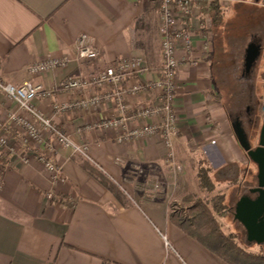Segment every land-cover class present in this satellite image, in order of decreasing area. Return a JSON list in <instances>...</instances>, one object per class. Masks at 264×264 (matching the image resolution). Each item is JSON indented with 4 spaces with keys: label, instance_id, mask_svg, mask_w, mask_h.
<instances>
[{
    "label": "crops",
    "instance_id": "0c3cea01",
    "mask_svg": "<svg viewBox=\"0 0 264 264\" xmlns=\"http://www.w3.org/2000/svg\"><path fill=\"white\" fill-rule=\"evenodd\" d=\"M194 1V14L179 23L193 33V49L190 53L181 45L177 49L181 65L176 78L174 147L182 170L171 166L170 151L160 134L119 142L121 129L93 128L102 118L116 114L114 101L53 116L55 104L73 101L84 93L57 90L50 98H36L34 106L53 116V123L74 144L87 145L89 156L61 146L45 132L41 151L61 165L65 178L55 182L35 153L24 147L20 131L12 128L8 132L16 150L9 154L0 149V264H229L171 221L170 204L189 193L201 194L197 176L201 161L228 176L224 183L236 176L241 184L252 174L228 113V96L235 89L228 90L225 83L229 68L216 38L233 17L228 16V9L234 15L248 14L260 26L243 49L235 79L239 82L236 86L244 82L251 87V99L263 95L260 60L249 78L244 71L248 45L257 39L264 47V3ZM161 4L162 0H0V78L17 86L31 81L54 89L68 75L89 76L118 59L138 56L145 70L125 84L155 81L163 63ZM83 33L92 37L99 49L97 59H77L76 41ZM51 56L67 57L70 62L64 69L42 75L28 72L31 63ZM257 79L259 85L255 86ZM155 96L149 91L129 96L127 102L132 108L151 106ZM16 108L0 90V121ZM156 120L153 117L145 122ZM138 124L131 120L129 127ZM84 159L126 192V205L81 166ZM158 180L160 187L155 188ZM124 186L136 188V192L128 193Z\"/></svg>",
    "mask_w": 264,
    "mask_h": 264
},
{
    "label": "built area",
    "instance_id": "2783aa9c",
    "mask_svg": "<svg viewBox=\"0 0 264 264\" xmlns=\"http://www.w3.org/2000/svg\"><path fill=\"white\" fill-rule=\"evenodd\" d=\"M194 0H162L160 9L159 30L161 35L162 69L160 76L155 81H137L127 86L129 78L140 75L144 70L143 60L134 56L121 58L115 63L94 72L89 76L68 75L62 79L56 88L51 89L42 83L26 81L22 85H14L0 78V90L16 104L17 108L7 114L0 121V149L13 154L16 148L10 144L8 132L16 128L21 133L22 144L26 149L35 153L46 170L51 173L52 180L64 182L62 167L43 154L41 147L45 142V132L51 134L63 147H73L74 152L88 157L87 145H76L68 134L53 123V116L57 112L66 110H85L97 107L107 101L116 103L115 115L105 117L93 125V128L121 129L119 142L131 138H145L160 134L169 149V161L171 166L181 171L182 167L175 160L174 139L177 136L178 111L176 98L179 86L176 82L181 60L177 56L179 45L187 52L193 49V33L183 27H179L180 19L194 14ZM99 49L94 44L92 37L81 34L76 41L77 59H97ZM70 59L67 57L51 56L35 61L28 66V72L33 75H42L68 66ZM79 91L83 96L66 103L54 105L53 116H47L43 111L34 106V100L38 97L50 98L55 91ZM155 92V103L151 106L132 108L127 102L129 96ZM155 117L153 123L145 122ZM131 120L139 121L135 128H130ZM49 150H52L49 148ZM160 183L155 185L159 188ZM52 197V194L49 195ZM163 239L167 247L170 242L166 234Z\"/></svg>",
    "mask_w": 264,
    "mask_h": 264
},
{
    "label": "trees",
    "instance_id": "16d2710c",
    "mask_svg": "<svg viewBox=\"0 0 264 264\" xmlns=\"http://www.w3.org/2000/svg\"><path fill=\"white\" fill-rule=\"evenodd\" d=\"M215 8L218 10L217 15L220 19L219 6L215 5ZM231 68H233L231 70L236 78L240 69V61L234 62L233 60ZM231 70H228L226 75L232 76ZM238 86L239 90L228 96L229 115L234 118L242 112L245 113L247 105H257L256 121H258L260 108L264 107V95L257 98L253 96L251 99V95L248 94L252 91L251 87H248L244 82ZM244 86L245 88H243ZM241 117L244 119V116ZM245 126L252 132L256 130V126L250 127L246 125V122ZM81 166L113 192L122 204H127L126 192L108 174L85 159L81 161ZM222 173L221 171L215 172L204 161H201L197 170L201 195L194 193L184 195L180 201L185 205L179 209L175 207L178 206L177 202L179 201H173L170 204L169 217L187 235L203 244L229 264H264V249L259 252L248 250L238 243L236 234L226 232L224 229L221 216L224 217L227 208L226 192L216 191L217 181H219L217 177L223 176ZM225 177L228 178V176ZM229 179L231 181H226V183L237 182L236 176H231Z\"/></svg>",
    "mask_w": 264,
    "mask_h": 264
},
{
    "label": "rangeland",
    "instance_id": "374dc122",
    "mask_svg": "<svg viewBox=\"0 0 264 264\" xmlns=\"http://www.w3.org/2000/svg\"><path fill=\"white\" fill-rule=\"evenodd\" d=\"M228 9L229 15L228 16H233L232 19H228L229 22H227L225 24V27L223 28L222 26V32L220 30V32L217 34V38L216 41H218L219 43H221V46L223 48V53H225V57H226V63L225 66L229 68V70L233 69L231 68L232 66V61L234 60V62L236 61H241L242 60V56L241 54H243V49L245 48V45L249 42V39L252 37V35L256 34L257 32L260 31V26H257L254 19H250L249 15H234L232 14V11ZM250 15L256 17V13L249 11L248 12ZM252 21V22H251ZM228 55V57H227ZM262 58H260V64H259V71L261 73L262 68H264V54L261 55ZM231 64V66H229L228 64ZM231 75L233 76H229L228 78H226V85L228 90L229 89H235V92H237L239 90L238 86H236L238 82V80L235 79L234 74L232 73L231 70ZM247 78L250 77V74L246 76ZM254 81V80H253ZM259 85V80H255V86ZM245 88V86L243 87ZM263 88V89H262ZM261 88L260 92H263L264 95V84L263 87ZM223 94L226 97V92L223 91ZM264 100V99H263ZM264 105V103H263ZM247 106H251L252 105H247ZM246 106V107H247ZM245 107V109H246ZM243 113V112H242ZM243 115H246V113H243ZM263 118H264V107L260 108V116L259 119L257 121V126H256V130L255 131H249V135H250V140L252 145H256L258 144V134H259V130L260 127L262 126V122H263ZM247 117H244V123L246 122ZM246 161H247V165H250L251 170L250 173L252 172L251 175L244 177L243 182H245L246 180L248 182V184H252L253 183V179L255 174L257 173V165L248 157V155L246 156ZM245 168V167H244ZM220 182H217V188L216 191H223L226 192V212H224V217L221 216V220L223 221V226L226 232L229 233H234L236 234L237 237V241L240 245H242L244 248L248 249V250H252L255 252H259L261 250L264 249V244L260 245L256 242H249L248 238H247V232L246 229L244 228L243 224L240 223V221H238L235 218V204L236 201L239 199L241 192L238 189V183H232V182H228V183H224L225 182V176H220L217 177ZM239 178V177H238ZM242 180V179H240ZM157 183H161L160 180L156 181L153 185L155 186ZM222 184V186L220 185ZM125 190H130L128 193H135L136 192V188H130L124 186ZM127 188V189H126ZM201 195V194H200ZM181 198L178 200L179 202H177L178 206L177 209H179V207L185 205L183 203H181ZM173 202V201H172Z\"/></svg>",
    "mask_w": 264,
    "mask_h": 264
},
{
    "label": "water",
    "instance_id": "95a60500",
    "mask_svg": "<svg viewBox=\"0 0 264 264\" xmlns=\"http://www.w3.org/2000/svg\"><path fill=\"white\" fill-rule=\"evenodd\" d=\"M261 55V45L252 42L248 45L244 74L250 73ZM232 128L242 149L258 167V186L252 189L257 196H242L236 204L235 218L247 232L249 242L264 244V118L261 126L259 144L253 147L240 119L232 121Z\"/></svg>",
    "mask_w": 264,
    "mask_h": 264
},
{
    "label": "flooded vegetation",
    "instance_id": "af4514ba",
    "mask_svg": "<svg viewBox=\"0 0 264 264\" xmlns=\"http://www.w3.org/2000/svg\"><path fill=\"white\" fill-rule=\"evenodd\" d=\"M252 1H260V2H263L264 3V0H252ZM254 42H256L257 44H260V42L255 39ZM263 46L261 47V55H262V51H263ZM261 55L260 57L258 58V60L255 62L254 66L259 62V59L261 58ZM253 66V67H254ZM257 112H258V108H257V105H253V107L251 106H247L246 109H245V113L247 115V120H246V125H249L250 127L252 126H257V121H256V117H257ZM246 115H243L242 114H238L236 115L234 118H233V121L237 120V119H240V121L242 122V126L243 128L245 129L246 133H247V136L249 137L250 139V135H249V129L246 128L245 126V123H244V119H242L241 116H246ZM248 127V126H247ZM260 131H261V127H260V130H259V134H258V144H259V136H260ZM258 144L256 145H252L253 147H257ZM253 183L252 184H248L246 182H248L247 180L245 182H242L241 184H239L237 187L239 189V191L241 192V195L239 197V199L236 201V204L237 202L240 200V198L242 196H250L252 198L256 197L257 196V193L255 192H252V189L257 187L258 186V167H257V173L255 174L254 176V179H253ZM236 204H235V208H236ZM241 223V222H240ZM242 224V223H241ZM262 245V244H261Z\"/></svg>",
    "mask_w": 264,
    "mask_h": 264
}]
</instances>
